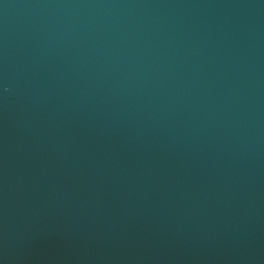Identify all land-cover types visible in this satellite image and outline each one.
I'll list each match as a JSON object with an SVG mask.
<instances>
[{"label": "water", "instance_id": "obj_1", "mask_svg": "<svg viewBox=\"0 0 264 264\" xmlns=\"http://www.w3.org/2000/svg\"><path fill=\"white\" fill-rule=\"evenodd\" d=\"M0 264H264V0H0Z\"/></svg>", "mask_w": 264, "mask_h": 264}]
</instances>
